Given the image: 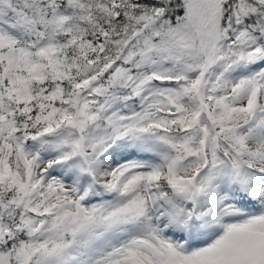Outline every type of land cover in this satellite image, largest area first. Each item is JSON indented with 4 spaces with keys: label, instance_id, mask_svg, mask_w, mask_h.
Here are the masks:
<instances>
[{
    "label": "snow or ice",
    "instance_id": "1",
    "mask_svg": "<svg viewBox=\"0 0 264 264\" xmlns=\"http://www.w3.org/2000/svg\"><path fill=\"white\" fill-rule=\"evenodd\" d=\"M0 264H264V0H0Z\"/></svg>",
    "mask_w": 264,
    "mask_h": 264
}]
</instances>
